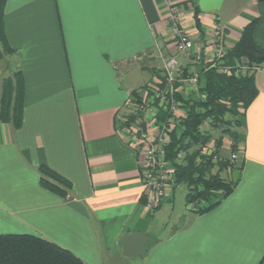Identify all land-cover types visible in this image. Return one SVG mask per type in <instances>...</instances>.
<instances>
[{
    "label": "crops",
    "instance_id": "0c3cea01",
    "mask_svg": "<svg viewBox=\"0 0 264 264\" xmlns=\"http://www.w3.org/2000/svg\"><path fill=\"white\" fill-rule=\"evenodd\" d=\"M172 3L195 42L187 54L176 51L166 0L5 1L14 58L0 60V115L4 83L17 72L23 105L18 129L0 116V235L43 238L85 264H264V66L254 71L258 96L225 175L233 192L178 204L175 186L157 208L146 206L143 146L124 133L132 104L163 83L172 56L187 73L201 72L193 56L213 59L218 24L228 51L256 21L253 38L264 48V0ZM146 117L160 121L162 112L153 106ZM41 166L71 184L66 196L41 185ZM134 233L147 238L142 256L124 255L122 240Z\"/></svg>",
    "mask_w": 264,
    "mask_h": 264
},
{
    "label": "trees",
    "instance_id": "16d2710c",
    "mask_svg": "<svg viewBox=\"0 0 264 264\" xmlns=\"http://www.w3.org/2000/svg\"><path fill=\"white\" fill-rule=\"evenodd\" d=\"M5 1L0 0V60L14 55L4 33ZM255 24L256 21L249 24L239 42L227 51L225 64L235 65L245 61L249 68L264 66V48L253 38ZM201 92L206 95L205 100L194 96L185 99L177 95L184 102L186 116L174 127L166 146V159L175 170L176 186L184 184L187 187L186 200L189 204L210 202L217 193L227 197L235 189V183L224 176L233 168V163L223 157L215 162L214 158L221 154L226 137L231 141L232 153L239 150L243 135L241 118L258 96L251 69L240 76L224 75L216 68L209 69L201 77ZM22 105L23 79L17 72L4 83L2 121L18 129L22 124ZM205 124L210 129L204 130ZM215 131L220 133L218 137ZM211 144L215 151L210 149ZM39 170L44 188L66 196L71 188L66 179L46 166H41ZM0 264L85 263L69 250L34 235H0Z\"/></svg>",
    "mask_w": 264,
    "mask_h": 264
},
{
    "label": "built area",
    "instance_id": "2783aa9c",
    "mask_svg": "<svg viewBox=\"0 0 264 264\" xmlns=\"http://www.w3.org/2000/svg\"><path fill=\"white\" fill-rule=\"evenodd\" d=\"M168 11V26L175 40L176 51L187 54L194 48V40L189 32L181 26V20L172 0H166ZM224 29L218 24L212 35L215 54L212 60L206 61L202 50L193 56L194 64L202 65L201 72H186L179 65L175 56L165 61L163 66V83L146 88L148 95L142 101H136L130 107V115L124 119L126 136L133 142L143 146L144 160L142 163V185L148 208H157L161 202L171 197L176 186L175 170L166 159V146L170 134L181 119L186 116L184 102L177 98L183 96V88L189 89L196 99L205 100L206 95L201 92V77L209 69L216 68L220 74L236 76L245 75L247 71H256L259 67L249 68L247 65H228L224 48ZM182 86L183 88L181 89ZM156 106L162 112V120L148 121L146 113ZM215 151L214 145L210 146ZM222 155L215 156L214 161L222 159ZM234 163L238 156L232 153L228 158ZM195 209V206H191Z\"/></svg>",
    "mask_w": 264,
    "mask_h": 264
},
{
    "label": "water",
    "instance_id": "95a60500",
    "mask_svg": "<svg viewBox=\"0 0 264 264\" xmlns=\"http://www.w3.org/2000/svg\"><path fill=\"white\" fill-rule=\"evenodd\" d=\"M147 238L143 234L134 233L123 238L124 255L126 256H142Z\"/></svg>",
    "mask_w": 264,
    "mask_h": 264
},
{
    "label": "rangeland",
    "instance_id": "374dc122",
    "mask_svg": "<svg viewBox=\"0 0 264 264\" xmlns=\"http://www.w3.org/2000/svg\"><path fill=\"white\" fill-rule=\"evenodd\" d=\"M13 58H14V55H9V56H6L3 60H5L6 62L7 61L8 62H11L13 64ZM12 64L10 66H12ZM240 64L246 65L245 61H243V63H240ZM149 76H150V74H149ZM137 78H141V75L138 74V77ZM150 86L151 85H149L147 88H149ZM203 129L204 130H208V129H210V126L208 124H205L204 127H203ZM215 134H216L215 135L216 137H218L220 135L219 132H216ZM226 142H228L227 141V137H226ZM211 145H213V144H211ZM229 156L228 157L223 156V158H227L228 159ZM227 172L229 173V171H227ZM224 176H225V174H224ZM186 193H187V187L184 184H180V185L177 186L176 191H175V200H177V203L178 204H182L183 203V200H185V197H186Z\"/></svg>",
    "mask_w": 264,
    "mask_h": 264
}]
</instances>
